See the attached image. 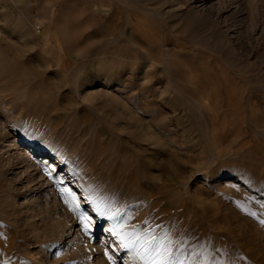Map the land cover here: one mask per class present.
<instances>
[{
	"label": "rangeland",
	"instance_id": "rangeland-1",
	"mask_svg": "<svg viewBox=\"0 0 264 264\" xmlns=\"http://www.w3.org/2000/svg\"><path fill=\"white\" fill-rule=\"evenodd\" d=\"M195 1L0 0V264H132L90 196L264 264V0Z\"/></svg>",
	"mask_w": 264,
	"mask_h": 264
},
{
	"label": "snow or ice",
	"instance_id": "snow-or-ice-1",
	"mask_svg": "<svg viewBox=\"0 0 264 264\" xmlns=\"http://www.w3.org/2000/svg\"><path fill=\"white\" fill-rule=\"evenodd\" d=\"M59 164L67 165V161L57 156ZM43 163V161H41ZM56 166L44 165V169L48 176L54 179L58 184H64L61 178V173L64 168ZM73 179L76 176L75 172L71 173ZM61 192L69 196L75 203L73 211L79 212L80 205L76 192L65 186L61 188ZM89 204L94 205L93 212L96 216L104 218L106 221H111L113 227L108 229L109 234L120 241L118 245L123 250H128L131 253L132 264H230L229 261L220 260L215 257L211 247V241H204L197 245L200 251L197 252L196 247H192L188 237H180L179 232L172 231L170 228L165 229L163 225H151L149 221H145L143 225H136L130 231L124 230V226L129 224L132 217L127 215V212L111 211L109 203L105 202L104 197L92 198L87 197ZM69 203V200H65ZM238 204L240 202H237ZM242 209L247 212V208ZM111 213V214H110ZM255 216V213H250ZM80 219L84 220L85 215L79 212ZM89 221L91 217L87 218ZM264 224V220L260 221ZM100 226L99 224L97 225ZM91 227L90 223L84 224V229L87 232ZM107 254V253H106ZM111 260L112 257L109 256Z\"/></svg>",
	"mask_w": 264,
	"mask_h": 264
},
{
	"label": "bare ground",
	"instance_id": "bare-ground-1",
	"mask_svg": "<svg viewBox=\"0 0 264 264\" xmlns=\"http://www.w3.org/2000/svg\"><path fill=\"white\" fill-rule=\"evenodd\" d=\"M195 2H197V3H199V2H202V0H196ZM125 12H127V11H125ZM127 14V18H128V20L130 19H132V18H135V17H138V15L139 14H137L136 12H132V13H130L129 11L126 13ZM122 19H123V17H122ZM117 25V24H116ZM147 25H148V22H147ZM132 32V31H131ZM113 36V35H112ZM121 36V35H120ZM116 38V37H115ZM116 48V47H115ZM119 49V48H118ZM244 55H245V53H244ZM123 56V55H122ZM126 56V55H125ZM223 75V74H222ZM241 76V75H240ZM191 77H192V75H191ZM238 77V75H232V78L233 79H236ZM226 78V77H225ZM32 148H33V151L34 152H40V151H42L38 146H35V145H33L32 146ZM6 243V242H5ZM4 248V247H3Z\"/></svg>",
	"mask_w": 264,
	"mask_h": 264
}]
</instances>
